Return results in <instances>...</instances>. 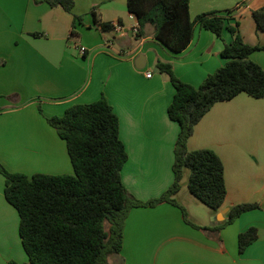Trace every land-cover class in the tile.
Returning <instances> with one entry per match:
<instances>
[{
	"label": "crops",
	"instance_id": "1",
	"mask_svg": "<svg viewBox=\"0 0 264 264\" xmlns=\"http://www.w3.org/2000/svg\"><path fill=\"white\" fill-rule=\"evenodd\" d=\"M263 7L264 0H190L193 20L202 14L222 16L250 46H264V32L253 19ZM74 15L83 17L82 24L44 2L0 0V165L30 177L73 175L67 144L47 119L105 96L119 118L129 156L122 171L128 193L142 202L158 199L175 180L181 127L169 118L175 88L157 63L170 64L181 81L199 87L227 64L222 52L235 36L225 29L219 38L197 25L190 46L175 53L155 38L151 25L141 38L133 34L138 21L127 0H75ZM97 21L122 25L125 36L113 29L102 32ZM140 55L146 58L143 70L136 67ZM250 59L264 70V50ZM188 148L213 150L223 161L228 190L223 207L196 220L189 215L200 229L169 203L134 208L122 251L109 264H264V99L240 94L217 103L196 126ZM5 188L0 174V264H30L20 216ZM241 204L259 208L226 224L231 208ZM251 228L258 239L241 254L239 236Z\"/></svg>",
	"mask_w": 264,
	"mask_h": 264
},
{
	"label": "trees",
	"instance_id": "2",
	"mask_svg": "<svg viewBox=\"0 0 264 264\" xmlns=\"http://www.w3.org/2000/svg\"><path fill=\"white\" fill-rule=\"evenodd\" d=\"M36 1L52 8L61 7L73 15L75 23L83 22V17L74 15L75 0ZM127 7L138 21V38L151 25L155 38L175 53L190 46L197 25L219 38L228 29L235 36L222 52L228 62L199 87L181 81L170 64L157 63L159 72L167 75L175 88L168 115L181 127L175 147V180L158 199L142 202L128 193L122 171L129 156L120 138L119 118L105 96L91 104L74 105L63 116L47 119L67 144L73 175L30 177L10 173L0 165V174L6 178L5 197L20 216L19 234L30 264H109L110 257L122 251L124 227L132 209L163 203L182 208L175 196L181 190L186 168L191 170L189 190L193 196L214 212L226 201L223 161L210 149L190 151L188 143L196 126L217 103L231 101L240 94L264 99V70L250 59L254 52L264 50V46L246 44L237 35V29L215 13L202 14L193 20L190 0H127ZM253 19L257 30L264 32V7L253 12ZM96 23L104 33L113 29L111 25ZM257 208L256 204L232 207L226 224ZM182 210L185 217V209ZM257 239L256 228L242 233L240 253Z\"/></svg>",
	"mask_w": 264,
	"mask_h": 264
},
{
	"label": "rangeland",
	"instance_id": "3",
	"mask_svg": "<svg viewBox=\"0 0 264 264\" xmlns=\"http://www.w3.org/2000/svg\"><path fill=\"white\" fill-rule=\"evenodd\" d=\"M154 71H157V69L155 68L153 69V71L150 72H154ZM190 177H191V170L186 168L183 172V179L181 181V190H180L181 194L179 197L175 198L177 199L178 203L183 205V207L185 208L186 216L184 217V219L186 218L188 221L191 219L192 216H193L192 219L196 220L195 219L196 217L197 218L205 217V214L207 215L213 212L211 208L204 205L200 200H198L195 196L191 194L189 190ZM182 208L180 209L182 210ZM189 215H191V217ZM106 225H108V223Z\"/></svg>",
	"mask_w": 264,
	"mask_h": 264
},
{
	"label": "built area",
	"instance_id": "4",
	"mask_svg": "<svg viewBox=\"0 0 264 264\" xmlns=\"http://www.w3.org/2000/svg\"><path fill=\"white\" fill-rule=\"evenodd\" d=\"M113 31H114V34H116L117 36H121V37H124L125 36V28L122 26V25H120V24H115V25H113ZM139 25H137L135 28H134V30H133V34L134 35H138V33H139ZM79 52H80V54L82 55V56H85L86 55V50L85 49H83V48H79ZM147 77L148 78H151L152 77V75L150 74V73H148L147 74Z\"/></svg>",
	"mask_w": 264,
	"mask_h": 264
},
{
	"label": "water",
	"instance_id": "5",
	"mask_svg": "<svg viewBox=\"0 0 264 264\" xmlns=\"http://www.w3.org/2000/svg\"><path fill=\"white\" fill-rule=\"evenodd\" d=\"M146 66V58L144 55H140L136 61V67L139 70H143ZM223 213V212H222ZM226 212H224L222 215L225 216ZM216 218V217H215Z\"/></svg>",
	"mask_w": 264,
	"mask_h": 264
}]
</instances>
